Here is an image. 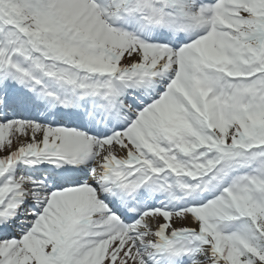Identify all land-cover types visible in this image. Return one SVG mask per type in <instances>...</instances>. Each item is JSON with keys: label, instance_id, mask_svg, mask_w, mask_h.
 <instances>
[{"label": "snow or ice", "instance_id": "1", "mask_svg": "<svg viewBox=\"0 0 264 264\" xmlns=\"http://www.w3.org/2000/svg\"><path fill=\"white\" fill-rule=\"evenodd\" d=\"M0 264H264V0H0Z\"/></svg>", "mask_w": 264, "mask_h": 264}]
</instances>
